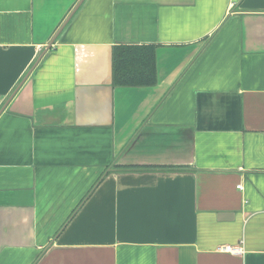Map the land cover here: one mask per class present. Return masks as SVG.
I'll return each mask as SVG.
<instances>
[{"label": "crops", "instance_id": "obj_1", "mask_svg": "<svg viewBox=\"0 0 264 264\" xmlns=\"http://www.w3.org/2000/svg\"><path fill=\"white\" fill-rule=\"evenodd\" d=\"M0 264H264V0H0Z\"/></svg>", "mask_w": 264, "mask_h": 264}, {"label": "trees", "instance_id": "obj_2", "mask_svg": "<svg viewBox=\"0 0 264 264\" xmlns=\"http://www.w3.org/2000/svg\"><path fill=\"white\" fill-rule=\"evenodd\" d=\"M114 85L150 87L156 82L155 47L118 45L112 52Z\"/></svg>", "mask_w": 264, "mask_h": 264}, {"label": "built area", "instance_id": "obj_3", "mask_svg": "<svg viewBox=\"0 0 264 264\" xmlns=\"http://www.w3.org/2000/svg\"><path fill=\"white\" fill-rule=\"evenodd\" d=\"M218 250L221 252L232 253V254H241L242 253V249L239 246H236V247L222 246V247H219Z\"/></svg>", "mask_w": 264, "mask_h": 264}]
</instances>
